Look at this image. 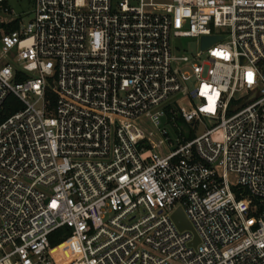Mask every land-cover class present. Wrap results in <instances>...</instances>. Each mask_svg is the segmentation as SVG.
Returning <instances> with one entry per match:
<instances>
[{
    "label": "built area",
    "instance_id": "2783aa9c",
    "mask_svg": "<svg viewBox=\"0 0 264 264\" xmlns=\"http://www.w3.org/2000/svg\"><path fill=\"white\" fill-rule=\"evenodd\" d=\"M7 1L0 264H264V0Z\"/></svg>",
    "mask_w": 264,
    "mask_h": 264
},
{
    "label": "rangeland",
    "instance_id": "374dc122",
    "mask_svg": "<svg viewBox=\"0 0 264 264\" xmlns=\"http://www.w3.org/2000/svg\"><path fill=\"white\" fill-rule=\"evenodd\" d=\"M7 5L21 17L22 23L24 24L27 23L33 14L32 0H8ZM177 43H181L188 53H195L198 51V43L195 39L178 40ZM60 249L67 260H72L79 255V247L77 242L73 239L61 245Z\"/></svg>",
    "mask_w": 264,
    "mask_h": 264
},
{
    "label": "trees",
    "instance_id": "16d2710c",
    "mask_svg": "<svg viewBox=\"0 0 264 264\" xmlns=\"http://www.w3.org/2000/svg\"><path fill=\"white\" fill-rule=\"evenodd\" d=\"M23 108L22 102L13 94H8L3 102V106L0 109V120L4 119L5 117L13 114L14 112L20 110ZM235 192H238V188H233ZM239 196V195H238ZM67 229L64 227H61L57 230H55L51 237V245L56 246L59 244L63 239L67 237Z\"/></svg>",
    "mask_w": 264,
    "mask_h": 264
},
{
    "label": "water",
    "instance_id": "95a60500",
    "mask_svg": "<svg viewBox=\"0 0 264 264\" xmlns=\"http://www.w3.org/2000/svg\"><path fill=\"white\" fill-rule=\"evenodd\" d=\"M216 39L217 37L203 36L202 47H206L210 45ZM172 219L179 230L191 229V225L181 208H177V210L172 214ZM196 241H197V237L196 240L193 242V244H195Z\"/></svg>",
    "mask_w": 264,
    "mask_h": 264
}]
</instances>
